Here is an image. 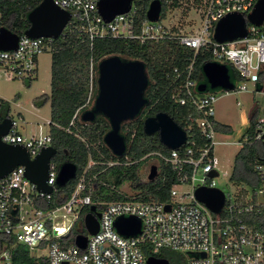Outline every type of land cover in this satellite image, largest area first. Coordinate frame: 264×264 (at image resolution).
<instances>
[{
  "label": "built area",
  "instance_id": "1",
  "mask_svg": "<svg viewBox=\"0 0 264 264\" xmlns=\"http://www.w3.org/2000/svg\"><path fill=\"white\" fill-rule=\"evenodd\" d=\"M98 1L53 0L70 13L64 29L81 34L90 45L96 38L106 36L133 39L140 44L175 40L192 48L194 56L198 50L206 49L211 61L230 64L242 76L241 84L221 91H247L246 81L254 83L256 88L260 72L264 71V32L261 29L264 22L261 25L247 22L245 36L233 40L218 42L213 34L222 17L233 12L246 16L257 0H178L176 6L171 5L173 0H159L161 13L169 15L170 19L178 7L189 8L185 23L178 25L164 23L161 13L157 20H149L146 12L152 0H132L128 11L106 21L98 11ZM17 35L15 48H0V79L35 78L38 56L53 50L52 37H30L24 32ZM193 62L194 58L181 72L184 79L173 97L179 104L189 103L195 108L197 115L190 114L189 120L199 128L207 143L194 149L186 130L187 140L180 147L152 154L168 164L175 174L168 200L126 198L99 202L100 207L96 209L100 212L98 229L90 233L85 227L84 216L90 205L95 204L91 198L94 175L87 177L93 164L91 160L64 200H60L62 194L55 187L57 170L52 159L46 181L52 186L49 193L38 190L25 177L24 166L18 165L0 178V264H11L14 243L26 245L36 257H45L47 264H146L148 256H157L155 254L163 248L185 252L187 264H264V232L250 223L254 216L264 215V114L256 117L253 136L263 146L262 158L254 166L259 183L250 189L241 186L229 196L224 192L222 208L213 212L196 199L194 191L198 186L217 187L214 180L218 176V160L214 155V146L218 143L214 104L218 95L212 90H197L198 84L192 78ZM94 73L91 61L90 89ZM258 91L264 93V79ZM9 117L12 124L1 136L2 141L22 144L31 158L42 147L50 145L48 132L23 134L17 129L15 118ZM18 119H21L19 115ZM213 171L216 174L211 176ZM119 216L138 218L139 232L129 236L119 233L114 225ZM78 234L86 236L85 247L76 244ZM37 250H46V254L37 255Z\"/></svg>",
  "mask_w": 264,
  "mask_h": 264
},
{
  "label": "trees",
  "instance_id": "2",
  "mask_svg": "<svg viewBox=\"0 0 264 264\" xmlns=\"http://www.w3.org/2000/svg\"><path fill=\"white\" fill-rule=\"evenodd\" d=\"M38 3L39 0H0L3 26L16 34L23 33L29 27L27 14ZM171 5H179L178 0H173ZM261 29L264 32V25ZM53 46L50 93L35 97L33 104L40 107L49 103L50 145L56 149L51 159L57 173L62 164L74 169V176L64 184L55 181L57 191L62 194L60 200L70 195L79 176L91 160L93 164L87 171V177L94 175L91 198L95 202L96 209L100 207L97 204L99 202L107 203L126 198L167 201L170 188L175 183V174L168 164L159 161V173L153 181H142L138 175L139 166L146 157L157 151L165 153L169 151L160 143L156 133L152 135L144 133L143 119L158 111H165L180 127L188 131V140L194 143V149L201 148L207 143L199 128L189 120L190 114L197 115L195 108L189 103L179 104L173 95L178 92L179 85L184 79L181 72L193 58L192 78L197 84L206 82L201 65L210 60L209 52L200 49L194 56L192 48L181 45L175 40L147 41L140 44L133 39L112 36L96 38L90 45L81 34L68 31L67 28L53 40ZM110 55L143 61L149 77L145 90L147 103L142 115L121 125L126 149L120 156L114 155L103 142V136L109 129V122L105 117L97 115L91 121H82L78 116L79 111L86 109L84 104L89 91L90 62L94 63ZM227 66L231 81L233 83L236 80L242 81V76L230 64ZM95 70L97 71L96 66ZM263 79L264 71H261L260 80L256 85L257 90L262 87ZM92 87L96 93V76ZM9 114L8 103L1 100L0 121ZM250 124L251 139L236 153L230 178L235 182H246L253 188L259 183L254 166L262 158L263 146L261 141L253 138L254 116ZM217 130L227 131L229 128L217 123ZM125 181H130L134 194H127L119 189ZM85 210L87 211L88 207ZM250 223L264 232V215L254 216ZM11 253V264H47L45 257H36L22 243H14ZM155 255L162 257L161 253Z\"/></svg>",
  "mask_w": 264,
  "mask_h": 264
},
{
  "label": "water",
  "instance_id": "3",
  "mask_svg": "<svg viewBox=\"0 0 264 264\" xmlns=\"http://www.w3.org/2000/svg\"><path fill=\"white\" fill-rule=\"evenodd\" d=\"M132 0H99L98 11L106 21L119 13L129 10ZM162 5L159 0H152L147 9V18L155 21L159 18ZM70 13L58 7L53 0H40L39 3L27 14L29 27L24 31L26 36L58 38L69 19ZM261 25L264 22V0H257L253 9L246 15L237 12L228 13L215 25L213 37L222 42L243 37L246 34V23ZM18 35L5 26L0 27V48H15ZM201 70L206 79L197 85L199 92L219 88L231 90L234 83L230 79L229 68L224 63L208 60L201 65ZM97 94L93 107L81 113L82 121H91L96 114L107 118L109 129L103 136V142L109 150L117 156L124 153L126 141L121 133V124L134 119L147 103L145 90L149 77L143 61L139 59H123L119 55H110L100 59L97 64ZM12 121L5 116L0 121V178L7 175L16 166H24V174L36 188L45 193L52 190L47 184L48 168L51 157L56 149L47 145L31 158L26 147L19 143H6L1 136L8 132ZM142 128L145 134H157L160 143L168 149H176L187 140L186 130L180 127L165 111H158L154 115L143 119ZM216 172L210 173L211 176ZM74 176V169L62 164L56 176L59 184H64ZM158 176L156 164H152L147 175L148 181H153ZM196 199L204 203L213 212L222 208L225 200L224 191L218 187L198 186L194 191ZM168 208V207H167ZM100 212L94 205L84 216V224L90 233L98 229ZM117 231L125 236L139 232L140 220L134 216H119L114 221ZM75 242L80 247H85L86 236L78 234ZM146 264H168L166 258L148 256Z\"/></svg>",
  "mask_w": 264,
  "mask_h": 264
},
{
  "label": "rangeland",
  "instance_id": "4",
  "mask_svg": "<svg viewBox=\"0 0 264 264\" xmlns=\"http://www.w3.org/2000/svg\"><path fill=\"white\" fill-rule=\"evenodd\" d=\"M188 10V7H178L171 19L169 15L166 17L164 13H161V17L165 18L164 23L166 24H184ZM99 61L100 59L93 63L94 75H97L95 66L97 67ZM50 64L51 51H44L38 56L37 75L35 78L31 80L28 78L0 79V101L4 100L8 103L10 107L9 115L13 116L18 122L17 129L23 134L49 133V103L37 107L33 104V99L43 93H50ZM146 72L148 75L147 67ZM234 83L239 85L241 81L236 80ZM246 86L248 90L242 92L231 91L225 93L219 88L210 89L218 95L214 104V118L217 123L229 128L227 131L217 130L216 140L218 143L214 146V155L218 160V176L214 177V180L216 186L226 192V196L234 194L241 186H245L248 189L251 188L246 182L239 183L230 178L235 165L236 153L243 144L248 143L251 139V118L254 116L256 119V117L264 114V93L256 90L255 84L252 82L246 81ZM94 100L95 90L92 87L91 89L89 88L84 104L86 110L92 108ZM142 110L139 115H142ZM81 113L82 111H79V117ZM18 115L21 119H18ZM39 125L41 126L40 128ZM152 164L157 165L159 173V160L153 155L146 157L141 162L138 170L139 178L142 181L147 180L149 168ZM119 189L127 194L135 193L130 181H125ZM159 253H161L162 258L168 260V264H187L188 262L187 254L180 250L163 248ZM36 254L45 255L46 250H37Z\"/></svg>",
  "mask_w": 264,
  "mask_h": 264
},
{
  "label": "flooded vegetation",
  "instance_id": "5",
  "mask_svg": "<svg viewBox=\"0 0 264 264\" xmlns=\"http://www.w3.org/2000/svg\"><path fill=\"white\" fill-rule=\"evenodd\" d=\"M97 76H98V74L96 75V81H97ZM96 94H97V92L95 93V97H96ZM93 107V106H92ZM86 110V109H85ZM83 112V111H82ZM97 115H101V114H96V116ZM103 116V115H102ZM104 117V116H103ZM80 118H81V115H80ZM106 118V117H105ZM107 119V118H106ZM108 121V120H107Z\"/></svg>",
  "mask_w": 264,
  "mask_h": 264
},
{
  "label": "crops",
  "instance_id": "6",
  "mask_svg": "<svg viewBox=\"0 0 264 264\" xmlns=\"http://www.w3.org/2000/svg\"><path fill=\"white\" fill-rule=\"evenodd\" d=\"M50 78H51V74H50ZM219 124V123H218Z\"/></svg>",
  "mask_w": 264,
  "mask_h": 264
}]
</instances>
